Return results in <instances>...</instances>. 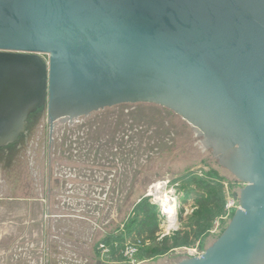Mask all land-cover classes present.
<instances>
[{
  "label": "water",
  "instance_id": "water-1",
  "mask_svg": "<svg viewBox=\"0 0 264 264\" xmlns=\"http://www.w3.org/2000/svg\"><path fill=\"white\" fill-rule=\"evenodd\" d=\"M136 103L180 115L246 184L179 264H264V0H0V147L44 107L53 128Z\"/></svg>",
  "mask_w": 264,
  "mask_h": 264
},
{
  "label": "rangeland",
  "instance_id": "rangeland-1",
  "mask_svg": "<svg viewBox=\"0 0 264 264\" xmlns=\"http://www.w3.org/2000/svg\"><path fill=\"white\" fill-rule=\"evenodd\" d=\"M27 130L15 156L0 166V207L11 209L15 203V231L22 234L29 228L26 221L38 220L43 212L42 196L51 194L53 206L61 196L63 213L78 209L77 218L84 221L69 228L88 243L83 253L91 256L90 264H179L199 257L222 237L241 207L245 183L220 163L186 120L160 105L120 104L53 128L44 107ZM158 184L160 191L154 187ZM166 196L177 212H162ZM230 200L233 207H228ZM145 201L159 225L155 239L138 233V206ZM2 216L0 222L12 219ZM164 237L166 249L157 244ZM11 242L0 243V264H26L13 260ZM128 246L137 248L133 256L127 255ZM33 256L38 261L39 255Z\"/></svg>",
  "mask_w": 264,
  "mask_h": 264
},
{
  "label": "crops",
  "instance_id": "crops-1",
  "mask_svg": "<svg viewBox=\"0 0 264 264\" xmlns=\"http://www.w3.org/2000/svg\"><path fill=\"white\" fill-rule=\"evenodd\" d=\"M49 195L42 196L43 212L39 215L38 220L37 217H33V219L29 218L26 221L29 228L22 234L15 231V216L17 214L15 203L11 204L10 210L1 206L0 215L7 214L12 219L0 222V243H3L5 239L12 240L9 250L15 262L24 259L26 264H90V261L92 262L91 256H85L83 253L84 246H88V243L80 238L83 235L78 230L69 228L70 224L79 225L84 222L77 218L80 217L76 213L79 210L74 209L75 213L67 215L63 213L66 209V201H61V196L57 195L53 206V199L51 194ZM29 216L32 217L30 214ZM36 221L41 222L39 225L41 228H36L34 225ZM90 230L92 229L90 228ZM87 237L91 239L90 234ZM16 238L19 239L17 242H15ZM23 239L27 240L23 241ZM37 254L39 255L38 261L33 256Z\"/></svg>",
  "mask_w": 264,
  "mask_h": 264
},
{
  "label": "trees",
  "instance_id": "trees-1",
  "mask_svg": "<svg viewBox=\"0 0 264 264\" xmlns=\"http://www.w3.org/2000/svg\"><path fill=\"white\" fill-rule=\"evenodd\" d=\"M204 188L208 190L209 186L206 185ZM212 200H214L215 203L218 202V199L214 198V196L212 197ZM204 203H205L204 200L199 201V204L202 207L205 206ZM151 210H152V207L147 201H145L140 206H138V212L140 213V216H141V219L139 221L140 227H139L138 233L141 236L146 235L149 238L155 239L156 234L160 232V229H159V225L156 224L154 221H152V218L150 216ZM167 240H168V237H164L162 240H159L157 244L161 245L162 249H166L168 246Z\"/></svg>",
  "mask_w": 264,
  "mask_h": 264
},
{
  "label": "flooded vegetation",
  "instance_id": "flooded-vegetation-1",
  "mask_svg": "<svg viewBox=\"0 0 264 264\" xmlns=\"http://www.w3.org/2000/svg\"><path fill=\"white\" fill-rule=\"evenodd\" d=\"M38 113H39V111L36 112L35 114H33L31 117H33L34 115H38ZM28 127H29V125H28ZM27 134H28V132H27ZM27 134L21 136V138L26 136ZM21 138L16 143L10 144L6 147H0V166L9 157L15 156V148H18ZM0 169H2V168L0 167ZM245 186H246V184H245Z\"/></svg>",
  "mask_w": 264,
  "mask_h": 264
},
{
  "label": "bare ground",
  "instance_id": "bare-ground-1",
  "mask_svg": "<svg viewBox=\"0 0 264 264\" xmlns=\"http://www.w3.org/2000/svg\"><path fill=\"white\" fill-rule=\"evenodd\" d=\"M154 187H156V189H158L159 191L162 189V185L161 184H158V185H156ZM168 196H166L167 199H165L164 202H163L162 212H164L165 214H173L175 211L177 212V210L174 208L175 206L174 207L173 206H169L168 202H171L172 200ZM173 200H175V199L173 198Z\"/></svg>",
  "mask_w": 264,
  "mask_h": 264
},
{
  "label": "built area",
  "instance_id": "built-area-1",
  "mask_svg": "<svg viewBox=\"0 0 264 264\" xmlns=\"http://www.w3.org/2000/svg\"><path fill=\"white\" fill-rule=\"evenodd\" d=\"M234 205H235L234 200L228 201V207H233ZM100 246H101V248L104 249V251H109V248L105 245V243H102ZM136 252H137V248H134L132 246H128L127 255L133 256Z\"/></svg>",
  "mask_w": 264,
  "mask_h": 264
}]
</instances>
